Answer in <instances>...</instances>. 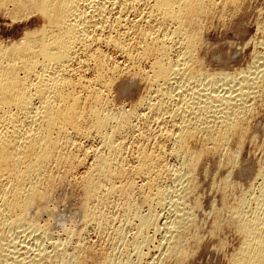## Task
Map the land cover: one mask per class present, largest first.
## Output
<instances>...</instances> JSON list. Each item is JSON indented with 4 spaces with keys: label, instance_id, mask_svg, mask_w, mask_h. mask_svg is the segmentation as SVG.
Here are the masks:
<instances>
[{
    "label": "bare ground",
    "instance_id": "6f19581e",
    "mask_svg": "<svg viewBox=\"0 0 264 264\" xmlns=\"http://www.w3.org/2000/svg\"><path fill=\"white\" fill-rule=\"evenodd\" d=\"M236 1L238 0H0V12L2 9L4 15L22 19L38 13L42 19L40 27L25 30L18 40L8 44L0 42V264L86 262L82 260L83 249L79 250V247V254L77 252L71 255V252L69 256L66 249L64 250L67 253L56 249V253L52 254L54 251L51 253L52 250L47 251L46 247L38 245L36 240L39 237L46 238L48 235V239L52 234L47 225L31 220L29 214L37 205L45 206V203H49V193L52 191V182L55 181L49 173L52 166L66 165L71 169L78 167V163L82 164L87 158H79L78 153L76 154L81 146L78 142L75 143L76 139L94 135L100 136V147H96L92 153L93 162L88 166L87 174H83L86 176L81 177H84L81 184L86 189V203L83 207L85 219L90 218L97 220L96 222L102 220L103 225H107L110 219L119 213L110 216L113 210L108 211L109 207L118 206L122 211V216L118 214L120 217L126 216L127 219V215L132 214V217L139 220L134 240L130 244L131 250L128 246L127 249H121V259L116 263L115 256L107 255L108 253L97 263H149L147 253L144 254L142 249L145 244L149 245L146 233L149 228L157 225V216L154 209L143 214L138 203H131L130 194L137 187H147L150 191L147 189L149 193L146 192L143 203L150 205L157 199L158 203L168 194L167 190L166 194L163 193L164 190L160 193L159 188L162 186H158L167 167L163 169L164 162L161 163L162 158L159 159L158 152L153 149L150 151L142 144L143 146L137 147L138 154L135 153L137 164L134 173L129 172L131 167L127 168V172L124 163L128 160L124 161L126 157L123 158L126 155V145L122 135L128 129L132 130L134 117H141L146 125H149V122L156 123V130L160 133L155 131V140L158 139L157 135L159 139L162 138L160 143L156 141L159 143V151L165 149L164 144L173 142V153L184 159L185 171L182 170L183 172L178 174L181 188L177 189L174 195L166 197L172 207V216L169 217V223H165L168 233L166 244L163 249H158L162 250L165 256L176 258L180 263L187 258V240H184V232L187 231L192 236L188 231L195 221V212L192 211L197 209L199 204L198 201L197 204L194 203L195 208L192 206L191 211L190 206H186V197L189 190L194 189L192 184L195 182L196 163L201 155L207 154L202 152L204 146L201 151L196 152L197 147H193L195 150L192 151L189 143L203 134L204 141H201L209 143L211 148L217 151L224 148L228 141L231 143L234 135L242 133L241 138L244 139L243 132L245 128L247 130L250 117L247 115L253 112V102L263 92H260L261 84L258 81L262 80V75L257 71L262 68L258 59H264L263 52L262 55L260 52H257V56L254 55L257 57V62L253 63L254 69L252 67V70L239 76L224 71L207 74L208 72L205 73L199 66L196 52L198 44L203 41V23L207 17L210 19V15L214 16L215 9L225 8L231 3L234 7L233 3L236 5ZM220 11L218 10L219 16L222 15ZM103 45L117 52L118 56L112 63L109 59L111 55L108 56ZM143 57L153 58L150 70L140 76L147 83L148 95L138 100L137 105L130 111H112L108 96L116 76L128 72L127 75L132 73L139 77L141 72L137 69L138 62ZM132 75L131 77L135 78V75ZM262 98L264 97L261 96V100ZM142 109H147L148 113H143ZM167 124L170 125L169 128ZM198 139L200 141L201 138ZM201 144L200 142L199 145ZM71 145H74L76 152L71 151L72 148L69 149ZM154 145L156 147V144ZM172 145L170 144V147ZM126 165L128 167V162ZM64 166L63 168L66 167ZM260 168L257 179L261 187L258 195L253 198L252 206L248 205L249 197L247 199L245 196H239L234 205L229 203L232 201L226 202L230 205L225 208L228 210L229 207L232 217L229 215L231 219H227V215L225 222L226 219L231 220L238 232L235 234L241 237L240 247L231 253L233 258L229 256L230 264H264V165ZM132 170L131 168L130 171ZM130 173L133 176L130 177ZM137 176L142 177L143 181L139 186L133 178ZM227 185L230 188V183L224 187ZM143 190L142 188V192ZM233 198L236 201L237 197ZM164 200L165 203L167 199ZM221 219L220 217L219 221L215 222L220 223ZM116 220L119 219L115 217L114 221ZM6 229L15 230L14 233L10 230L12 236L8 234L9 239ZM117 232L121 234L119 230ZM196 233L199 236L200 232ZM193 242L196 243V240ZM83 243H78V246L81 247ZM56 244L54 243V246L58 247ZM86 253L84 252L83 256Z\"/></svg>",
    "mask_w": 264,
    "mask_h": 264
},
{
    "label": "rangeland",
    "instance_id": "374dc122",
    "mask_svg": "<svg viewBox=\"0 0 264 264\" xmlns=\"http://www.w3.org/2000/svg\"><path fill=\"white\" fill-rule=\"evenodd\" d=\"M233 6L234 7L237 6V7L236 8L232 7V3H231L229 6L225 8L215 9L214 10L215 13L213 12L214 16L213 15L209 16L211 20L208 19L207 17L206 18L207 20L205 19L206 21L203 23L204 26H202V29L205 27L204 30L201 29L202 30L201 34L203 32L201 36L203 41L201 40L202 41V42L200 41L201 44L200 43L198 44L199 48L197 47L198 53L196 52V55L199 60V66L205 73L208 72L207 74L209 73L216 74L218 73V71L219 72L224 71V72L233 74L235 76L242 75L245 72L252 70L251 68L254 66L253 63L257 62V60L255 59L257 58L255 56L258 55L257 52H260V54L263 52L262 54H264V0H238L236 1V5H235V2L233 3ZM140 8L143 9L142 6ZM220 9H222L223 11L222 10L221 11L224 13H222ZM218 10L220 11V14H222L221 16L224 15L223 17L219 16ZM1 11L2 12H0V42H4L8 44L12 41H16L23 36V33L25 32V30L27 29L33 30L35 28L40 27L42 24L41 16L38 13L30 14L29 16L22 18V19L16 18L17 19L16 20L9 14L4 15L2 9ZM102 47L104 51L106 50L108 52L107 53L108 56L111 55L109 59H110V62L112 63L114 59L117 58L116 56H118L117 52H115L111 48L106 47L104 45ZM152 60H153L152 57H147V58L143 57L138 62L139 68L137 69L139 70V72H141L139 73L140 74L139 77H137L138 75L136 74H133L135 75V78L131 77L132 73H129L130 74L129 76V74L127 75L128 72L127 73L124 72L123 74L119 73L116 76L117 79H115L113 87H112V91H110L109 96H108V100L110 99L109 104L111 103L109 107L111 108L112 106V109H111L112 111L118 112L119 109L120 111H122V109L126 112L127 110L130 111V109L134 108L137 105L136 102H138V100L148 95L147 83L146 81L144 82L143 80L145 79L143 78L141 79L140 76H142L141 75L142 73H146L150 70V65H151ZM258 60H260L259 62L262 64L261 67L263 68V69L260 68L261 70L260 69L257 70L258 72H260V75H262V76L259 75L260 77H262L261 78L262 80L258 79V81L261 84L260 92L261 91L263 92H261L262 94L259 92L261 95L259 94L253 102V107H252L253 112L252 113L250 112V115H247L248 117L249 116L250 117L248 120L249 124H247L246 122V124L248 125L246 126L247 130L245 128V132H243V138L245 137L244 138L245 142H243L244 139L241 138L242 133L241 134L239 133L237 134L238 136L234 135L232 137V140H230L231 143L228 141L227 145H225L224 148H221L223 151L221 149H218L217 150L218 152L216 151V149L214 150V148H211L209 143L202 142L204 141L203 134H200L198 136V138H201L200 141H198L199 140L198 138H195V139H192L189 143V148L197 147L196 150L194 148L193 150L191 149L192 151L194 150L196 152L199 150L201 151L202 150L201 148H203L202 146H204L202 152H204V154L206 152L207 154H205V156L201 155L200 160L196 163L198 166L196 165L195 167L196 168L195 173H194L195 182L193 181L194 183L192 184L195 187L192 186V188L194 189H190L188 193V197H186V204H187L186 206L187 207L190 206L189 209L193 205H195L194 203L197 204V201L199 205L197 208L198 210L197 209L193 210L192 208L193 210L192 211L190 209L193 213L195 212L194 213L195 215L193 214L195 216V218L193 217V220H195L194 222L196 224H194L193 222L194 225L192 224L188 230L190 231L192 236H190L187 231H186L187 233L184 232L186 234V237H185L186 239L184 240H187L185 241V249L188 250L187 251L188 259L185 258L186 260L185 259L182 260L183 263L182 261L181 263L178 262L176 258L173 259L171 257L172 258L171 259L170 257L165 256L166 254L165 253L163 254L162 250L160 251L159 249L161 247H162L161 249H163V246L166 244L165 241L167 240L166 238L168 235V233H166L167 232L166 225L171 220V218L169 219V217L172 216L171 214L172 207L169 204L168 198L166 197L172 196L173 193L175 194L177 189L181 188V181L178 180V174L180 172H183L182 170L185 171L184 169L185 165L183 164L184 159H182L183 158L182 156H180L179 158V156H176L173 153V145H172L173 142H168L166 145L164 144L163 147L165 149L163 151H161V149L160 151L158 150L159 143L161 142L162 138L159 139L160 137L159 135H157L158 139L155 140V137H156L155 131L158 130V127L155 126L156 125L155 122L152 124L151 122H149L150 123L149 124L150 126H149V125H146V122L141 117H138V118L134 117L132 120L133 122L132 124L133 126L131 127L132 130L128 129L127 132L126 131L124 132L125 134L123 133H122L123 135L121 134L122 137L124 138L123 139L125 143L124 145H126L124 146V148H126L124 149L126 155H124L123 158L126 157L127 159L124 158V161L128 160L127 162L129 164L128 167H126L127 166L126 165L127 162H126L124 163V166L126 169L129 167L133 169L132 171H130L131 168L130 170L127 169V172L128 170L129 172L135 171L134 169L136 168V164H137L135 163L137 161L136 159L137 157L135 155L138 154V151L136 152V150H138L137 147H139L140 145L143 146L142 144H144L146 148L150 149V151H152L153 149L154 152H158V153L160 152L161 154H163V155L161 154L159 155L157 153L159 159L162 158L160 159L162 161L161 163L164 162V164H166V165L163 164V169L165 168V166L167 167L164 169V172H165L164 174L166 176L163 175V177L160 179V181L161 180L162 181L161 182L159 181L158 186L159 185L162 186V187L159 186L160 187L159 190H161L160 193H162V191L164 190L163 193L165 192L164 194H166L168 191V194H166L165 197L162 198V200L160 199L161 198L160 196L162 195L159 196V199L161 201L160 204H159L160 201L156 203L158 199L156 200V202L153 201L154 203L152 202L151 203L152 205L143 203L142 201L143 197H145L146 192L149 193L147 191V189L149 190V188L147 187H142L144 189L143 192H142V188L139 189L137 187L138 190L135 188L134 189L135 192L133 191L132 192L133 194L132 193L130 194L131 195L130 201H132L131 203H138V205L141 206V212L143 214H147L151 210L154 209L153 211H155V214L157 216V222H156L157 225L155 227L149 228L147 230L148 232L146 233V235H148L149 237L148 239L149 245L148 243L145 244L146 246L144 245L142 249V251H144L143 252L144 254L147 253V261L149 260L148 264H151V263L152 264H155V263L156 264H230L228 263V261L229 262L231 261L230 260L231 253H234L237 250L238 246L240 247L241 237L240 236L238 237L237 236L238 234H235L237 230L235 229V226L233 227L232 225L233 223H231V220H227V219H231L232 216L230 214L231 212H230L229 207H228L229 211L226 208L230 204L232 205L234 202H235L234 204H236L237 200L241 196H245L247 199L249 197L248 200L250 202L252 201V203L248 201V205L252 206V204L254 203L253 198L255 199V195L256 196L258 195L260 191V187H261L259 180L257 179V176L259 173L258 171L261 170L260 167L261 166L263 167L264 165L263 164L264 163L263 161L264 160V98H262L263 100H261V96L264 97V90H261L264 88L263 86L264 84L263 83L264 81V78H263L264 77V72H263L264 71V65H263L264 59H258ZM128 80L130 81V83ZM142 110H144L142 111L143 113L144 112L148 113L147 109H142ZM247 118H246V121H247ZM153 126H155L154 127L155 129L152 128ZM156 127H157V130H156ZM167 127L169 128L170 125L167 124ZM139 131L141 133L144 131L142 133L144 137L142 136V134H140ZM157 132H158L157 134L160 133L159 131ZM247 132H248V135H247ZM88 137L87 138L78 137L76 139L75 143L78 142L79 144L78 143L77 144L81 145L80 147H78V149L80 148V150H77V152H76L74 145L69 146V149L72 148L71 151L76 152V154L78 153L77 155L79 158L80 157L82 158V156H84V159L87 158L86 161L83 160L85 161L84 163L83 161H82V164L78 163L80 166L77 164L78 167L76 166H75L76 168L72 167L73 169H71V167H68L69 170H66L68 169L66 165H65L66 167L63 165L66 169L63 168L62 165L57 166V167L52 166L53 168L51 167L50 168L51 170L54 171V172L52 171L53 173L51 172L49 168L50 170L49 173L54 178L52 180L56 181V183L55 181L52 182L53 184L52 191H50L49 198H48V200L49 199L50 200L47 201V203L48 202L49 203L47 205L45 203V206L37 205L36 207H34L35 209L33 208L30 211L29 218L35 221L36 223L48 226V230L52 234L51 238L47 239V237H50L48 235L46 236V238L44 236L39 237L36 240V242L38 243V245L42 247L43 246L46 247V249H48L47 251L52 250L51 253L54 251L52 254L56 253L55 252L56 249H57L56 251L59 250L63 252H65L64 249H66L67 252L69 251L68 252L69 254L67 252L65 253L71 256V255L76 254L77 252H78L77 254H79L80 252L79 250L83 249V251L81 252L82 256L81 254L80 256L82 257L83 262L84 261L87 262V263L85 262L84 264H93L94 262H95L94 264H96L98 261L101 262L100 260L104 258L105 257L104 254H107V253H108L107 255L110 254V255H113V257L115 256L114 263H116L118 262L117 260L121 259L120 258L121 252H122L121 249L122 250L124 248L127 249V246H128L129 250H131L130 248H132V246H130V244L134 240L133 238L135 237L134 234H136L137 225L139 224L138 223L139 220L138 218L136 219L134 216L132 217L131 216L132 214L127 215V219H126V216L120 217L119 215L122 216V211L118 209V206L116 208L115 206H110L109 207L110 209L108 210L110 212L113 210L112 215L111 213L109 214L110 216H113L115 213H118V212L120 213V214L118 213L119 215L116 214L114 218H112V220L110 219V222L112 221L113 225H112V222L107 223L108 225L107 226V225H103L104 222L102 220H98V222H96L97 220L95 221L90 218L87 220L85 219L86 213L83 207L86 203V189L83 188L84 185L82 186L83 182H81L83 181L84 177L83 178L81 177L86 176L83 174L84 173L87 174L86 170L87 171L89 170V167L91 166L93 162L92 153H94V150L100 147V143H101V139L99 135L98 136L94 135L91 137L88 136ZM140 137H143V138H140ZM238 138H241L242 140ZM233 139L235 141H233ZM236 139L239 141H236ZM156 141L159 143H157ZM200 142L202 143L201 145H199ZM169 143L172 145L171 147ZM203 143L205 145H203ZM240 143H241V146H240ZM154 144H156V147ZM81 147H83V149ZM205 147L207 148L206 151H205ZM84 149H85V152H84ZM169 149L170 150L172 149V151H170ZM219 150H221V153ZM125 153L123 151V154ZM181 166L183 169H181ZM65 171L67 174L65 173ZM68 173L70 174V176ZM131 176H133L132 173H130V177ZM55 178H57V180ZM133 178L135 179V181L137 180L138 186L142 184L143 182L141 180L142 177L139 178L137 176ZM229 183L231 185L230 188H229V185H227L228 187L225 186L226 187L225 189L224 185L229 184ZM232 183H233V187H232ZM229 189L231 190L229 191ZM243 193H246V194H243ZM233 197L235 198L237 197L236 201H234L235 199ZM228 198H230L231 200L230 199L228 200ZM164 199H167V201L165 202L166 204L164 203L165 201ZM229 201H232V202H229ZM226 202H229L230 204L229 203L226 204ZM193 207L195 208V206ZM223 207L226 209V211L225 209H223ZM39 209H41L42 211ZM227 211L229 213H227ZM220 212L221 214H219ZM31 213L34 214L36 217L32 215ZM227 215L229 218L227 217L226 219L227 222H225V218ZM56 216H58L59 218ZM115 217L118 218L119 220L114 221ZM220 217L224 219L223 222H222V219L220 220V223L215 222V221H219ZM88 220H90V222H88ZM98 223H99V226H98ZM110 224L111 226H109ZM100 226L102 227L106 226L108 228L105 229L106 227L102 228ZM192 226L193 227L195 226V227L193 228ZM165 227H166V230H165ZM232 227L234 228L233 230H232ZM192 228L194 230L195 228L197 229L194 231ZM117 229L120 231L121 234H118L119 232H117L118 231ZM7 230L8 229H6V234L7 235L11 234L10 236H12V233H14L15 231L14 229H10L13 232L11 233V231L8 230V233H7ZM197 231L198 233L200 232L199 236L196 233ZM71 232H73V234ZM194 232L196 233V235ZM115 233L118 235L116 236ZM184 233L183 235L185 236ZM70 234H71V237H70ZM193 235L194 237L196 236L197 238L196 237L194 238ZM10 236L8 235L7 238L9 239ZM72 236H74V238ZM188 237L190 238L189 240H188ZM193 238L194 240H196V243L193 242L194 241ZM198 238L199 239L201 238V239L199 240ZM55 239H58L59 241L57 240L58 241L57 242L55 241ZM71 239L72 241H70ZM199 241L200 243H198ZM56 242L58 244H56ZM67 242L69 243L67 244ZM54 243L58 245V247L57 246L55 247ZM78 243H83V244H81V247H80L78 246L80 245ZM187 243L189 244V246H187L188 245ZM66 245L68 247H65ZM74 246H75V249H74ZM59 247L61 248V250ZM78 247L81 249H79ZM84 247L86 248L85 250H84ZM87 247H89V249ZM89 250L95 253L96 255L90 252ZM119 251H120V254H119ZM71 252L73 254H71ZM84 252L85 253L87 252L85 256H83ZM116 252L118 256L116 255ZM89 255L90 256L92 255L91 258ZM98 257H99V260H97Z\"/></svg>",
    "mask_w": 264,
    "mask_h": 264
}]
</instances>
